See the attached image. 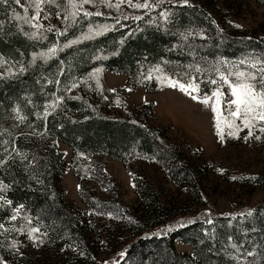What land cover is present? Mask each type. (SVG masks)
Here are the masks:
<instances>
[{
    "label": "trees",
    "instance_id": "obj_1",
    "mask_svg": "<svg viewBox=\"0 0 264 264\" xmlns=\"http://www.w3.org/2000/svg\"><path fill=\"white\" fill-rule=\"evenodd\" d=\"M57 6L63 11L64 1L58 0ZM133 12L137 14L125 18L97 16L98 21L91 19L93 15L78 12L62 34L61 48L49 53L50 58H41V53H48L44 43L52 34L44 29L36 31L26 22V13L13 1L9 6L0 4V55L21 56L31 65V71L20 79L0 81V102L11 100L13 97L8 94L15 89L22 95L37 91L38 86L61 95L56 113L46 115L38 125L39 140L23 134L10 138L23 160L15 154L8 161L9 167L0 166V225L13 223L8 230L0 227V261L7 251L15 250L20 235L28 238L31 233L35 245L42 246L57 242L73 249L84 244L76 233L78 215L67 211L64 191H60L56 182V167L62 156L57 150L58 140L71 147L73 171L79 180H97L98 173L107 176L92 168V159L98 155L113 156L125 163L137 157L164 158L171 179L194 178L193 170L180 161L178 149L157 130L136 119L103 114L83 96L80 88L68 94L67 74L77 75L76 84L102 96L106 90L93 76L97 69L124 73L129 83L148 91H156L170 80L198 84L199 92L194 94L199 97L209 96L220 87L221 110L225 114L232 97L218 74L255 71L248 63L264 62V38L230 32L196 2L172 3L163 11ZM32 33L35 37L30 38ZM71 41L76 43L65 48ZM54 59H63L67 67L57 84L35 82L33 77L39 71L53 64L55 67L58 60ZM212 79L217 84H212ZM71 112L83 116L78 118ZM78 190L91 210L117 211L127 216L132 213L118 201V196L104 202L92 190L82 186ZM33 228L38 231L32 233ZM175 239L191 244L193 254L179 255L173 246ZM107 264H264V204L246 212L187 219L165 233L143 232L127 245L122 259Z\"/></svg>",
    "mask_w": 264,
    "mask_h": 264
},
{
    "label": "rangeland",
    "instance_id": "obj_2",
    "mask_svg": "<svg viewBox=\"0 0 264 264\" xmlns=\"http://www.w3.org/2000/svg\"><path fill=\"white\" fill-rule=\"evenodd\" d=\"M12 1L15 3V0ZM12 1L5 6H9ZM61 1L65 4L63 11L57 6L58 0H44L43 3L39 0H20L19 4L15 3L28 16L27 23L32 27L37 25L33 27L36 31L51 29L49 32L52 35L44 43L47 50L55 48L57 51L61 48L62 34L78 12H99L101 15L91 17L98 21L97 16L125 18L135 14L133 11L137 9L146 12L163 11L169 4L185 2L147 0L150 7L137 8L134 5L143 4L145 0H132L131 5L127 0H110L111 6L108 0H93L92 4L82 6L81 0ZM187 2L202 5L217 24L228 28L232 33L264 38L262 1ZM16 57L0 55L4 61L0 65V81L18 80L31 71L29 63H25L21 56ZM21 67L25 71L21 72ZM65 67L64 60L59 59L55 67L53 64V67L39 71L33 80L37 83L57 84ZM93 76L105 88L103 96L95 90L87 91L80 83L76 84L79 78L70 74H67L66 92L74 94L76 87L80 88L83 96L103 114L136 119L157 130L178 149L180 161L193 170L194 178L171 179L165 170L164 158L137 157L125 163L113 156L98 155L92 159V168L102 170L107 176L98 173L97 180H79L73 171L71 147L58 140L57 150L62 156L56 167V182L60 191H64L67 211L78 215L76 233L78 231L79 242L84 244L73 249L57 242L42 246L35 245L26 235H20L15 250L6 252L3 264H107L110 260L122 259L124 255L121 253H125L127 245L143 232L165 233L187 219L210 214L246 212L264 204V132L259 130L264 127V123L254 121L255 126L251 129L253 135L245 140L249 129L243 126L241 119L229 116V112L223 114L221 102L217 105L216 97H212L209 105L205 106L192 100L178 88L169 87V81L156 91H148L143 86L129 83L124 73L100 69ZM74 84L76 86L72 87ZM20 92L15 89L12 94H8L13 97L11 100L0 102V160L8 158L9 161L15 154L18 159L23 160V155L11 144V136L23 134L31 140H39L41 133L38 125L46 116V109L48 114L56 113L61 99L58 91L50 92L42 86H38L35 92H24L22 95ZM213 105L219 108L223 142L217 135V113L212 111ZM17 107L20 115L27 117L23 122L13 112ZM232 109H235L234 104ZM69 114L78 118L83 116L80 112ZM226 121L239 125V130L230 129ZM230 131H235V136L228 135ZM257 136L260 139H256ZM8 161L5 164L9 167ZM79 186L92 190L104 202L118 196V201L131 210V215L117 211L107 213L103 210H91L80 198ZM12 224V221H8L2 228L8 230L12 228ZM173 246L179 255L193 254L192 245L180 239H175Z\"/></svg>",
    "mask_w": 264,
    "mask_h": 264
},
{
    "label": "snow or ice",
    "instance_id": "obj_3",
    "mask_svg": "<svg viewBox=\"0 0 264 264\" xmlns=\"http://www.w3.org/2000/svg\"><path fill=\"white\" fill-rule=\"evenodd\" d=\"M39 2L43 3L44 0H39ZM49 2H52V0H49ZM72 2V0H70ZM109 5H110V0H108ZM127 2L131 5L132 0H127ZM9 0H0V4H8ZM16 4L20 3V0H15ZM93 0H81V6L83 4H92ZM185 4H187V0H185ZM111 6V5H110ZM137 8H148L150 7L149 3L147 0H145V3L143 4H135L134 5ZM15 11V10H13ZM27 11V9H25ZM39 11V9H38ZM73 16L75 13L72 14ZM85 16L89 15H101V13H88L84 12ZM33 19H36V17H33ZM165 19H167V16L165 15ZM25 20L27 22V18L25 17ZM33 27H37V25H33ZM51 29H49L50 31ZM27 35V34H26ZM35 37V33H32L30 38ZM71 43H76V41H71L69 43H66L64 45L65 48L69 47ZM56 49L55 48H50L48 50V53H41L40 57H48L49 53H55ZM37 59V56L34 54L32 58V63L35 64ZM47 62V61H45ZM4 63L3 59L0 58V65ZM241 64L248 63L246 61H241ZM260 64L261 66H257ZM248 67L255 69V71H241V70H236L235 72H228L227 74L221 73L219 75V80L222 82L223 85H227V87L230 89V96L234 97V99H231L229 101L228 107H229V116L235 118V119H241L243 126L245 128L249 129L248 136L245 137V140L248 139V137L252 136L253 133L251 129L255 126L254 121H260L264 123V62H256V63H248ZM20 71L23 72L25 69L23 67L20 68ZM97 71H100L97 69ZM235 77V79H230V77ZM212 84H217L216 79H212L210 81ZM76 85H73L75 87ZM169 87L172 88H178L181 92H183L185 95H188L192 100L197 101L198 103H201L205 106L209 105V101L211 100L212 97H216V104H220L221 102V97L223 93L220 90V87H217L215 90L212 92V96H208L205 94L203 98H200L198 95H194L193 93H198L199 92V85L190 82L188 84L184 83H179L178 81H169ZM235 105V109H232V105ZM49 107H52V105H49ZM212 111L214 113H217L216 117V126H217V135L220 137L221 142H223L224 138V133L220 127L221 124V118L219 116V108L216 107L215 105L212 106ZM13 112H15L16 118L20 121L23 122L24 120L27 119L26 116L20 115V110L19 108H14ZM47 109L45 111V115H47ZM228 127L235 128L236 131L239 130V125H235L233 121H226ZM261 132H264V127H261L259 129ZM2 135V133H0ZM228 135L235 136V131H230ZM256 139H260L259 136L256 137ZM3 143H7V141H3ZM19 154V153H18ZM10 158V157H9ZM8 158L4 160H0V166L3 164L7 163ZM235 179V178H234ZM6 188L7 185H4ZM7 203H11V201H7ZM19 212V209L16 210ZM249 216L252 214L251 212L247 213ZM13 219H15V216H13ZM2 227V225H0ZM37 228L31 229V232H37ZM30 240L33 241V243H36L35 238L29 234L28 237ZM42 243V241H41ZM13 247H15V243L13 244ZM233 248H236V245H232ZM121 255H124V253H121ZM248 255H252V253H248ZM0 264H3L2 261H0Z\"/></svg>",
    "mask_w": 264,
    "mask_h": 264
}]
</instances>
